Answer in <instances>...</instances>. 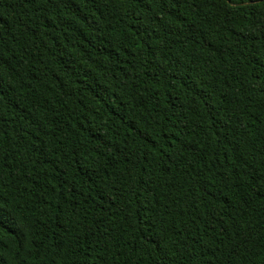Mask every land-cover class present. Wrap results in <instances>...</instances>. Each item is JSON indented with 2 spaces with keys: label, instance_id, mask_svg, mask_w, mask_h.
Wrapping results in <instances>:
<instances>
[{
  "label": "trees",
  "instance_id": "trees-1",
  "mask_svg": "<svg viewBox=\"0 0 264 264\" xmlns=\"http://www.w3.org/2000/svg\"><path fill=\"white\" fill-rule=\"evenodd\" d=\"M0 264H264V0H0Z\"/></svg>",
  "mask_w": 264,
  "mask_h": 264
},
{
  "label": "snow or ice",
  "instance_id": "snow-or-ice-1",
  "mask_svg": "<svg viewBox=\"0 0 264 264\" xmlns=\"http://www.w3.org/2000/svg\"><path fill=\"white\" fill-rule=\"evenodd\" d=\"M10 222L7 220L6 217L0 216V229L4 228L6 224H9Z\"/></svg>",
  "mask_w": 264,
  "mask_h": 264
}]
</instances>
